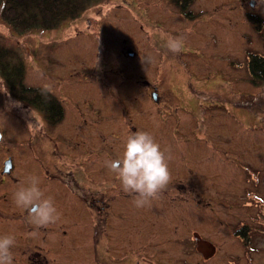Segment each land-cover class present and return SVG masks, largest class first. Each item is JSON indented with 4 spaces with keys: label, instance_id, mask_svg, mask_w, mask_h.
I'll use <instances>...</instances> for the list:
<instances>
[{
    "label": "rangeland",
    "instance_id": "obj_1",
    "mask_svg": "<svg viewBox=\"0 0 264 264\" xmlns=\"http://www.w3.org/2000/svg\"><path fill=\"white\" fill-rule=\"evenodd\" d=\"M89 2L78 17L50 31L17 35L0 19V46L16 50L25 86L50 87L65 113L55 132L39 136L45 153L35 162L54 163L60 157L55 134L74 137L73 169L86 178L85 184L92 191L114 184L106 191L120 192L125 204L134 207L132 194L122 190L105 161L121 154L131 132H149L170 154L174 176L145 207L151 210L162 195L181 194L189 203L178 201L175 214H190L175 217L179 221L173 231L158 233L157 241L177 240L175 231L184 218L189 232L194 230L211 248L228 251L236 233L251 237L253 232L256 245L264 246V211H259L264 209V83L254 85L246 68L249 54L264 56V0L256 8L249 7L250 0ZM178 36L184 40L183 51L174 54L162 47V37ZM22 104L0 78L2 146L9 137L16 146H27L33 141L29 129L40 127L38 112ZM191 151L200 153L195 164ZM55 206L59 219L47 230L61 224L65 231L92 232L85 212L67 217L60 204ZM134 209L143 218L142 208ZM204 214L199 227L194 221H202ZM250 215L255 218L247 219ZM158 216L146 226L163 229L166 222ZM189 247L194 250L192 240ZM254 252L246 249V254ZM226 254V262H232L230 252ZM198 257L192 264H200ZM219 258L215 254L207 264H225Z\"/></svg>",
    "mask_w": 264,
    "mask_h": 264
},
{
    "label": "flooded vegetation",
    "instance_id": "obj_2",
    "mask_svg": "<svg viewBox=\"0 0 264 264\" xmlns=\"http://www.w3.org/2000/svg\"><path fill=\"white\" fill-rule=\"evenodd\" d=\"M151 95L153 100L158 99L155 92H151ZM49 103L44 102L45 111L38 112L40 127L29 129L33 132L31 139L33 141L27 146L22 144L16 146L12 137H9L6 146H2L0 141V235L11 233L15 236V246L12 249L14 264H192L194 256H199L197 261L200 264H207V261L214 258L215 254L220 256L219 259L225 264H241V259L244 260V264H264V246H257L253 241V237L257 235L254 232L251 237L248 233H236V238H232L228 251L217 250L200 240V236L194 230L189 232L184 224L188 221L183 218L181 229L175 231L177 240L157 241L158 233L165 231L163 234H166L173 231L172 225L175 224V220L179 221L175 217L188 218L190 215H180L179 211L175 214L178 201L189 203L186 197L180 198L181 194H177L179 197L176 198H167L162 195L160 199L155 200L157 203L151 210L147 207L142 208L145 214L141 218L139 214H134L135 206L125 204V198L120 196V192L106 191L114 187V184L104 185L103 190L100 191H92L89 185L85 184L86 178L79 176L77 170L73 169L76 167L74 162L77 156V151L72 146L74 137L55 134L61 143L56 149L60 157L54 159V163L49 161L36 163L35 159L37 160L40 154L45 153L39 136H48L49 133L55 132V126L60 124L55 121L59 114L57 107ZM22 105L34 110L29 105L24 103ZM12 123H9L11 127H13ZM19 126L21 125H17L20 131H27ZM0 132L3 133L2 130ZM37 142L40 146L33 148ZM198 153L190 152L193 155L190 156L192 164L198 161L196 157L200 155V153L197 155ZM173 172L174 170H171L170 174L173 175ZM30 176L37 177L45 194L53 197L55 204L61 205L58 209L64 213V216L76 217L78 212L83 211L88 218L91 217L92 232L86 230L78 232L73 229L65 231L62 229L65 225L61 224L55 226V230H47L48 226L37 227L29 223L27 213L15 206L13 193L17 186ZM47 184L51 191L49 193L46 192ZM180 189L183 190L182 187ZM261 203L264 208V199ZM79 206L81 208H78ZM170 207L175 208L170 209ZM153 210L159 213L154 214ZM259 211L263 212L264 209ZM157 215L159 216L156 219L161 223L166 222L163 224L164 228L156 224L153 229L146 226L147 222ZM201 216L202 221L200 217L199 222L194 221L199 227L201 224L204 226L205 214L204 217ZM259 216L261 214L257 217ZM248 218L255 217L250 215L247 216ZM190 240L194 242V250L189 247ZM253 248L254 253L246 254V249ZM226 252H230L232 259L230 263L226 262L228 258ZM256 253L262 256L250 257ZM244 254L247 255V260Z\"/></svg>",
    "mask_w": 264,
    "mask_h": 264
},
{
    "label": "clouds",
    "instance_id": "obj_3",
    "mask_svg": "<svg viewBox=\"0 0 264 264\" xmlns=\"http://www.w3.org/2000/svg\"><path fill=\"white\" fill-rule=\"evenodd\" d=\"M260 0H250L249 7L256 8ZM162 47L172 53L184 50L182 37L161 38ZM146 61H142L144 64ZM45 92L51 88L46 86ZM3 133L0 132V141ZM162 150L155 137L146 131H134L127 135L122 144V152L117 158L105 161L110 173L120 181L122 190L132 194V203L136 208L150 204L157 194L170 182L171 174L168 166L170 154ZM16 207L27 213L28 222L37 227H47L59 219V212L53 197L46 195L40 187L37 177L30 176L19 184L13 193ZM15 236L11 233L0 235V264H14L12 249Z\"/></svg>",
    "mask_w": 264,
    "mask_h": 264
},
{
    "label": "trees",
    "instance_id": "obj_4",
    "mask_svg": "<svg viewBox=\"0 0 264 264\" xmlns=\"http://www.w3.org/2000/svg\"><path fill=\"white\" fill-rule=\"evenodd\" d=\"M88 3L89 0H0V19L17 35L50 31L78 17ZM246 68L254 85L264 83V56L249 54L246 57ZM23 75V63L16 50L0 46V78L8 94L37 112L45 111L44 102L53 103L59 113L55 121L60 122L63 109L59 100L42 88L25 86Z\"/></svg>",
    "mask_w": 264,
    "mask_h": 264
}]
</instances>
